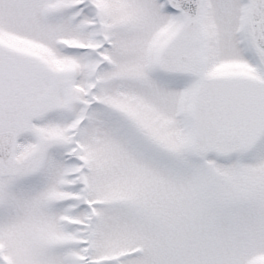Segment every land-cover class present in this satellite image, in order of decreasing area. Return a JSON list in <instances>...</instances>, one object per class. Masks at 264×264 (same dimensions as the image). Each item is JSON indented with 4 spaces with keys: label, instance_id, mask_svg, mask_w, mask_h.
<instances>
[{
    "label": "snow or ice",
    "instance_id": "obj_1",
    "mask_svg": "<svg viewBox=\"0 0 264 264\" xmlns=\"http://www.w3.org/2000/svg\"><path fill=\"white\" fill-rule=\"evenodd\" d=\"M0 264H264V0H0Z\"/></svg>",
    "mask_w": 264,
    "mask_h": 264
}]
</instances>
